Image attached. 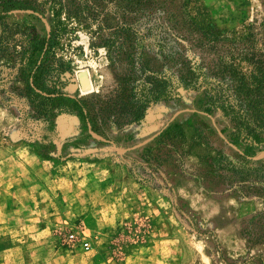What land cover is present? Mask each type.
Segmentation results:
<instances>
[{
	"label": "rangeland",
	"instance_id": "rangeland-1",
	"mask_svg": "<svg viewBox=\"0 0 264 264\" xmlns=\"http://www.w3.org/2000/svg\"><path fill=\"white\" fill-rule=\"evenodd\" d=\"M25 1L30 9L0 19V75L6 76L0 96L9 104L0 103V264H264V184L252 187L248 176L200 181L206 145L185 155V174L169 176L172 187L164 191L141 182L130 167L127 152L193 112L203 116L212 147L238 154L223 131L231 123L199 107L201 92L155 103L143 123L121 132L82 131L69 115L57 119L53 132L28 114L20 73L7 58L21 51L26 28L54 34L52 53L68 67L67 94L90 98L119 87L129 65L127 55L120 56L122 32L150 30V49L158 41L172 52L152 60L160 72L187 65L233 99L228 80L264 71V0ZM90 133L112 145H92ZM87 145L115 154L87 161L79 148ZM262 158L264 152L253 159ZM82 223L89 250L67 239ZM253 231L260 241L248 240Z\"/></svg>",
	"mask_w": 264,
	"mask_h": 264
},
{
	"label": "trees",
	"instance_id": "trees-1",
	"mask_svg": "<svg viewBox=\"0 0 264 264\" xmlns=\"http://www.w3.org/2000/svg\"><path fill=\"white\" fill-rule=\"evenodd\" d=\"M31 7L25 0H0V19L12 10ZM147 31L128 27L122 32L120 56L126 54L129 65L119 87L82 98L66 92L70 82L65 76L68 67L52 53L54 34L43 36L35 28H26L21 51L17 56L8 54L7 58L12 59L20 73L16 80L23 84L20 96L24 105L29 107L28 114L53 132L58 131V118L75 116L80 130L103 136L105 129L121 132L126 126L143 123L148 109L155 103L179 101L186 92L198 90L201 92L199 107L208 113H218L231 123V127L226 126L223 131H227L229 141L238 148V154L212 147L208 135L203 131V116L193 112L172 121L144 146L127 152V156L132 158L130 167L133 174L141 182L164 191L172 187L169 176L185 174L181 169L185 155L190 154L194 146L206 145L207 153L199 156L201 168L196 177L200 181L225 182L248 176L255 180H250V186L264 184V158L258 161L253 159L264 152V71L243 75L237 81L233 78L228 80V86L234 84L236 90L234 100L226 98L215 85L199 79L195 70L186 64L173 74L160 72V65L156 66L157 63L154 64L152 60H158V55L172 57V52L166 53L165 45L158 41H154L157 49H150L151 42L146 43V38L151 33ZM140 48H143L141 53ZM146 54L154 58H144ZM0 76V81L6 79V76ZM0 103L9 107L2 96ZM89 138L94 141L92 145H112L110 139L97 140L92 133ZM128 139H134L133 133L128 135ZM91 147H79L85 152L81 157L87 161L115 154L113 148L103 152L102 148L90 150ZM105 153L107 155H103ZM258 235L253 231L247 238L250 242H258Z\"/></svg>",
	"mask_w": 264,
	"mask_h": 264
},
{
	"label": "built area",
	"instance_id": "built-area-1",
	"mask_svg": "<svg viewBox=\"0 0 264 264\" xmlns=\"http://www.w3.org/2000/svg\"><path fill=\"white\" fill-rule=\"evenodd\" d=\"M67 239L70 242L80 243V245L86 250H89L92 247L91 242L87 239L85 234V225L83 223L79 226L77 231H71L67 235Z\"/></svg>",
	"mask_w": 264,
	"mask_h": 264
},
{
	"label": "water",
	"instance_id": "water-1",
	"mask_svg": "<svg viewBox=\"0 0 264 264\" xmlns=\"http://www.w3.org/2000/svg\"><path fill=\"white\" fill-rule=\"evenodd\" d=\"M80 78H81L83 87L84 88H88L90 86V84H89V80H88L87 74L86 73L81 74Z\"/></svg>",
	"mask_w": 264,
	"mask_h": 264
},
{
	"label": "crops",
	"instance_id": "crops-1",
	"mask_svg": "<svg viewBox=\"0 0 264 264\" xmlns=\"http://www.w3.org/2000/svg\"><path fill=\"white\" fill-rule=\"evenodd\" d=\"M9 248V247H8ZM13 248V247H12ZM6 250H8V249H6Z\"/></svg>",
	"mask_w": 264,
	"mask_h": 264
}]
</instances>
